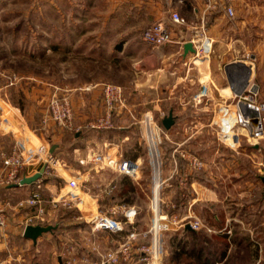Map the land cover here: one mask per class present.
I'll return each mask as SVG.
<instances>
[{
	"label": "crops",
	"instance_id": "0c3cea01",
	"mask_svg": "<svg viewBox=\"0 0 264 264\" xmlns=\"http://www.w3.org/2000/svg\"><path fill=\"white\" fill-rule=\"evenodd\" d=\"M43 1L56 13L48 16V35L78 36L73 46L64 43V62L71 49L82 55L90 52L92 57L103 56L104 51H108L114 61V70L124 72L125 62L128 72L122 79L88 80L89 86L70 85L72 80H69L70 84L64 87L50 79L20 71L10 85L9 74L1 72L5 78L0 82V97L11 108L0 103V121L13 111L19 114L17 108H20L38 140L49 142L51 147L57 144L53 153L57 157L63 154L69 168L72 169L71 164L75 162L84 171L80 176L81 190L73 198L75 204L67 206L69 213L62 215L53 209L47 224L56 225V228L44 233L37 242L24 236L30 208L18 205L30 194L33 183L0 187L12 197L7 200L9 206L4 201L9 218L6 227L0 228V264H92L97 245L102 250L117 248L122 234L126 233L91 230L88 221L93 216L114 209L118 210L114 216L121 219H125L123 210L137 212L134 223L128 225V230L141 231L133 248L135 264H144L138 259L142 254L138 247L152 242L149 229L154 217L168 215V212L202 216L213 231L195 230L187 224L186 228L162 232L160 264H264V187L258 186V179L263 183L264 175L256 172L255 188L247 186L242 190L238 213H232L228 205L219 202L218 192L202 184L200 181L205 176L199 173L188 174L190 189L183 197L177 182H174L177 189L173 193L175 185L171 181L180 177L178 170L173 171L175 163L181 159L178 155L175 157L174 149L176 153L187 148L193 138L192 135L184 139L172 138L183 128V115L202 105L198 101L200 96L214 101L211 104L215 106L216 102L227 101L240 90L248 72L249 79L257 77V69L264 62V0H234L236 14L233 18H229L221 6L206 9L203 0ZM61 3L64 9L70 4L74 10L62 8L61 12ZM173 10L183 16L184 22L176 24L169 20ZM56 18L63 19L62 30L59 25L56 27ZM161 19H168L173 25L175 41L156 47L142 44L143 30ZM189 41L195 51L185 54L184 44ZM61 44L50 42L49 50H59ZM105 82L123 86L126 97L125 105L115 111L113 127L109 129L92 125L104 115ZM55 92L67 93L74 107L76 130L63 138L58 130L49 127L52 119L48 114V102ZM172 99L175 105L168 103ZM184 99H188L189 107H184ZM171 110L176 121L168 129L162 121ZM158 125L165 130L166 136L156 143L157 153L153 160L158 164L159 175L153 185L149 179L153 174L146 172L145 166L140 177L132 178L103 167L94 159L97 153H109L146 164L150 155L146 131L151 127L161 136ZM14 142L9 132L0 133V171L1 155L8 154ZM259 147L254 145V148ZM181 161L183 165L185 160ZM41 166V163L29 166L26 174H34ZM253 190L254 198L251 196ZM141 193L147 195L143 201H139ZM174 194L177 195L175 201ZM73 207L79 212V218H73ZM203 209L211 216L203 214ZM219 211L223 212V217ZM43 242L49 246L46 252ZM205 245L213 249L207 251ZM118 264L129 262L121 260Z\"/></svg>",
	"mask_w": 264,
	"mask_h": 264
},
{
	"label": "rangeland",
	"instance_id": "374dc122",
	"mask_svg": "<svg viewBox=\"0 0 264 264\" xmlns=\"http://www.w3.org/2000/svg\"><path fill=\"white\" fill-rule=\"evenodd\" d=\"M79 5V4H77ZM69 8H63L61 3V9L70 11ZM56 14L51 10V6L48 5L46 1L43 0H0V82L5 77L1 72L11 75H15L16 72L20 71L28 74H35L44 79H50L54 81L61 87L66 86L69 80H72L70 85H83L89 86L91 82L88 80L102 79L106 81H112V78L122 79L126 78L128 72L127 63H123L124 72L119 69V72L114 70V61L112 56L108 51H104L103 56L92 57L90 52L89 55H82L77 50L68 51L66 59V66L64 65V47L65 44L73 46L74 41L77 39V35L74 34H64L60 35H48L49 18L48 16H54ZM62 14V13H59ZM54 19V18H53ZM56 27L59 25L60 30L64 27L63 19L56 18ZM59 23V24H57ZM224 23V21L222 22ZM51 26V25H50ZM53 26L55 24L53 22ZM17 29L21 30L17 32ZM94 39V36L92 37ZM51 43H62L59 50L50 51L49 44ZM142 44H147L141 39ZM148 45V44H147ZM66 48V47H65ZM137 57V56H136ZM138 60V58H137ZM258 75L253 79V82L258 85L260 96L264 99V62L260 64ZM8 79V78H7ZM141 82H143V79ZM110 83V82H105ZM104 85V84H103ZM123 87V86H122ZM208 98H205V101ZM3 98L0 97V103L5 105L7 108H11L10 104L2 101ZM202 102V105H196V110L194 112H189V114L183 115V128L178 131L172 138L174 139H184L193 136L189 141V146L187 148H182L176 151L174 149L175 157L178 155L179 162L175 163L174 170H178L180 177L176 180H171L177 182V185L181 190L180 196H185L190 189V172L199 173L205 176L200 182L209 188L218 192L219 202L221 204H226L228 209L232 210V213H238V207L240 202H242L241 192L244 188L256 186L257 178L255 173H260L264 175V141L260 142L261 147L254 148L252 141L248 140L246 137L241 139V145L230 147L223 143L212 126L214 105L211 102ZM188 99H184V107H189ZM169 104L175 105V99L170 100ZM55 128L61 134V137H66L70 132H75L76 129L70 130L61 127L53 119L49 127ZM75 128V127H74ZM161 136L165 137V130L161 128ZM36 143L39 140L33 136ZM197 156L201 160L202 165H193L192 159ZM174 157V158H175ZM63 154L59 155L60 164L58 167L51 169L47 173V179L45 180V194L48 198L71 196L70 186L67 181V173L70 176H76L80 178L83 168H80L79 163L73 162L69 168V163L64 161ZM184 164L182 165V161ZM68 161V158H66ZM231 160V161H230ZM69 162V161H68ZM147 163H142L141 169L144 167L146 172H150L152 175L150 181L155 182L159 175V168H156V164L153 160V155L150 152ZM69 164V165H68ZM153 164V165H152ZM158 165V164H157ZM112 170V169H111ZM140 177V173L138 175ZM258 179V186L264 187V182L261 183ZM260 182V183H259ZM147 184V183H146ZM172 187L173 193L176 192V183ZM255 188V187H254ZM81 188L77 189L79 192ZM171 191V192H172ZM182 192V193H181ZM253 192V198L255 197V190ZM184 193V194H183ZM139 197V201H143L144 197L147 195ZM207 195V193H204ZM173 196V201L177 199V195ZM11 196L9 193L3 189H0V201H7ZM153 197V195H152ZM138 199V197H137ZM15 201V200H11ZM72 204H75L74 202ZM83 206V205H82ZM73 218H79L78 211L76 207H73ZM58 210L59 215L64 212L69 213L67 206L59 205L54 208ZM203 214L210 215L209 211L203 209ZM202 214V211L200 212ZM221 217H223V212L219 211ZM187 214L180 215L176 212H168V216L175 219H181ZM195 217H199L203 220L202 216H197L196 214H189ZM238 217V216H237ZM208 219V218H207ZM204 221V220H203ZM205 222V221H204ZM206 224V223H205ZM207 225V224H206ZM206 229V228H203ZM208 231V230H207ZM207 249L209 245H205ZM43 250L47 251L49 248L48 244L43 242ZM189 250L191 245L188 246ZM46 254V253H45ZM172 254V253H171Z\"/></svg>",
	"mask_w": 264,
	"mask_h": 264
},
{
	"label": "built area",
	"instance_id": "2783aa9c",
	"mask_svg": "<svg viewBox=\"0 0 264 264\" xmlns=\"http://www.w3.org/2000/svg\"><path fill=\"white\" fill-rule=\"evenodd\" d=\"M205 8L211 9L221 6L229 18L236 14L234 0H203ZM170 21L181 24L184 22L183 16L177 11L170 12ZM142 39L151 46H161L175 41L173 25L168 19H161L151 23L142 32ZM16 75L9 76L8 84L12 85L16 80ZM200 96V95H199ZM104 115L95 123L94 127L109 129L113 127V116L119 106L125 105L126 97L122 86L112 83H106L103 86ZM206 96H200L199 102H204ZM205 102H210L207 99ZM12 113L7 118L0 121V133L9 132L15 138L14 145L8 154L1 155L0 187H8L18 182L29 166L41 163L47 164L44 175L32 184L30 194L25 200L19 201L20 207L30 208V212L25 219V225L28 224H47L52 210L59 205L71 206L73 198L77 196V189L82 187L81 179L76 176H70L68 172L67 181L70 186L71 196L48 198L45 194V180L47 173L58 167L60 159L51 150V144L47 141L39 140L36 143L33 139L34 133L31 131L28 120L21 114ZM48 114L57 124L63 128L74 129V107L67 93L55 92L48 102ZM212 126L219 139L230 147L241 145V139L247 138L253 144H260L264 141V99L260 96L259 87L249 79L248 83L236 91L233 97L227 101L215 103ZM157 129L161 131L158 125ZM149 142V149L153 157L156 156V143L161 139L158 131L149 127L146 131ZM94 159L103 167L111 168L119 173L126 174L136 178L141 172V165L138 159L121 158L110 155L109 153H97ZM193 165L201 166L202 162L197 156L192 159ZM156 168L158 166L156 164ZM57 169V168H56ZM7 206L10 202L7 201ZM5 202H0V228L8 224V208ZM125 219L117 218L118 210L110 212H99L93 216L88 223L91 230L97 232L100 230L109 231L115 234H122V241L117 248L102 250L97 245L95 247V258L92 264H118L121 260H128L129 264H135L133 248L134 243L139 239L141 231L135 228L128 230L129 224L134 223L137 212L132 209L122 211ZM189 224L193 229L199 230L206 228L213 231L203 220L187 214L181 219L169 217L167 214L156 215L153 219L149 232L152 235V242L141 244L138 249L142 252L138 259L144 264H160L162 255L161 234L164 231L176 228H186Z\"/></svg>",
	"mask_w": 264,
	"mask_h": 264
},
{
	"label": "water",
	"instance_id": "95a60500",
	"mask_svg": "<svg viewBox=\"0 0 264 264\" xmlns=\"http://www.w3.org/2000/svg\"><path fill=\"white\" fill-rule=\"evenodd\" d=\"M189 51H195L194 45L190 41L184 44L185 54H187ZM226 70L228 71V69ZM248 76H249V72L247 73L246 78L241 88H243L248 83L249 81ZM175 121H176V118L174 116L173 110H171L169 114L163 118L162 122H163V125L169 129L175 123ZM56 146L57 144L52 145L51 150H50L52 153L54 152V149ZM46 168H47V164L44 163L37 172H35L32 175L25 174L24 176H22V178L18 182L11 184L10 187H21V186L34 183L35 181H37L39 178H41L44 175V173L46 172ZM262 181L264 182V176L262 177ZM187 227L190 228V225H188ZM55 228H56V225H53V224H47V225L28 224L25 226L24 236L26 238L32 239L34 242H37L40 236H42L46 232L53 231Z\"/></svg>",
	"mask_w": 264,
	"mask_h": 264
}]
</instances>
